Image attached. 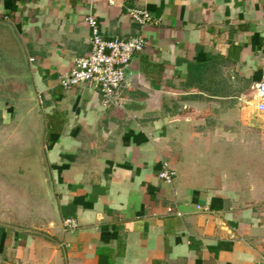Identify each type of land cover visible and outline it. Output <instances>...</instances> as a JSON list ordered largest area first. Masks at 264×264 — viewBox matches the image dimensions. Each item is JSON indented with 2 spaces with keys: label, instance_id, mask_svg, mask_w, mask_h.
Segmentation results:
<instances>
[{
  "label": "crops",
  "instance_id": "obj_1",
  "mask_svg": "<svg viewBox=\"0 0 264 264\" xmlns=\"http://www.w3.org/2000/svg\"><path fill=\"white\" fill-rule=\"evenodd\" d=\"M12 8L0 0V264H264V0ZM87 14L104 38L145 41L120 107L60 85L90 52Z\"/></svg>",
  "mask_w": 264,
  "mask_h": 264
},
{
  "label": "built area",
  "instance_id": "obj_2",
  "mask_svg": "<svg viewBox=\"0 0 264 264\" xmlns=\"http://www.w3.org/2000/svg\"><path fill=\"white\" fill-rule=\"evenodd\" d=\"M129 17L141 28L153 22L150 13L142 8L130 9ZM84 21L90 30V52L76 60L72 69L61 77L60 85L64 89L85 85L98 91L105 105L120 107L119 91L126 80L129 63L135 55L144 51L145 41L141 35L128 40L104 38L91 14H87ZM256 95L264 99V74L257 84ZM158 177L167 184L172 182L173 172L167 163L161 164ZM77 227L76 219H64V231L73 232Z\"/></svg>",
  "mask_w": 264,
  "mask_h": 264
},
{
  "label": "trees",
  "instance_id": "obj_3",
  "mask_svg": "<svg viewBox=\"0 0 264 264\" xmlns=\"http://www.w3.org/2000/svg\"><path fill=\"white\" fill-rule=\"evenodd\" d=\"M18 1H19V0H12V2H13V8H12V10L15 11V9H16V3H17Z\"/></svg>",
  "mask_w": 264,
  "mask_h": 264
}]
</instances>
